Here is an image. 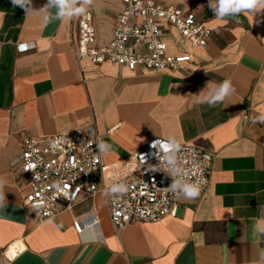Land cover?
<instances>
[{"label":"crops","instance_id":"0c3cea01","mask_svg":"<svg viewBox=\"0 0 264 264\" xmlns=\"http://www.w3.org/2000/svg\"><path fill=\"white\" fill-rule=\"evenodd\" d=\"M195 8L214 29L204 47H192L172 27L170 54H190L173 70L76 60V21L45 22L0 0V264H256L264 242L252 227L264 218V10L217 21L209 0H158ZM48 0H32L34 10ZM76 6H80L77 4ZM94 44H108L121 0H93ZM57 9L48 12L54 17ZM22 45H27L23 51ZM230 79L229 105L210 107L203 95ZM95 123L112 128L103 155L115 163L154 138L169 136L213 154L207 186L194 200L182 197L175 216L132 222L115 231L102 193L39 221L23 205L27 177L16 172L22 140ZM82 219L76 232L73 221ZM51 221V222H49ZM16 252L9 256L10 246Z\"/></svg>","mask_w":264,"mask_h":264},{"label":"built area","instance_id":"2783aa9c","mask_svg":"<svg viewBox=\"0 0 264 264\" xmlns=\"http://www.w3.org/2000/svg\"><path fill=\"white\" fill-rule=\"evenodd\" d=\"M121 2L123 8L115 17L112 37L105 46L94 44L90 11L75 18L76 37L71 39V46L76 60L87 59L94 64L108 62L130 70L138 66L173 70L191 56L168 53L164 40L167 27H172L192 47L206 46L215 31L206 25L204 16L195 8L158 0ZM111 131L112 128L100 133L95 123H91L49 136L23 138L16 172L27 177L28 191L23 205L32 209L34 204L42 202L38 212L33 210L39 221L55 216L60 210L58 206L68 209L80 198L97 193L106 198L108 215L116 232L132 222H155L176 215L183 194L177 190L178 198L167 190L174 178L163 170L164 153L150 147L158 138L151 139L142 149L119 162L105 163L97 144L104 142ZM181 146L177 155L184 161L181 166L189 172V177L184 179L198 181L202 194L208 183L213 154L194 146ZM141 155L146 157V163H141ZM151 166L162 170L148 171ZM116 170L122 175L113 180L111 174ZM121 180L129 185V191L123 196L108 193L109 184ZM73 227L81 233L82 219L76 217Z\"/></svg>","mask_w":264,"mask_h":264},{"label":"clouds","instance_id":"9594fccd","mask_svg":"<svg viewBox=\"0 0 264 264\" xmlns=\"http://www.w3.org/2000/svg\"><path fill=\"white\" fill-rule=\"evenodd\" d=\"M12 5L15 7L23 8L25 13L39 11L45 13V22H51L53 19L71 20L73 17H78L85 14L88 10L85 6L93 5V0H48V4L44 5L39 10H34L32 7V0H11ZM80 4V6H76ZM55 7L57 9L55 16L53 17L48 9ZM208 7L212 9L214 13V19L217 21H224L227 15H231L235 20L244 14H250L255 16L264 10V0H209ZM23 46V47H22ZM20 50L23 51L27 48V45H22ZM236 89L230 79L223 80L219 85L211 89V91L206 92L203 95H198L199 102L205 103L210 107L216 105H223L227 107L231 97L235 94ZM255 122L264 123V114L257 117ZM152 149H159L164 153L162 161L165 165L164 171L168 175L173 176V183L167 189L171 191L178 198L177 190L183 194L182 198L185 200H194L200 196L201 184L198 181H193L189 177V172L185 171L181 166L184 161L181 160L177 153L180 152L182 146L181 143L176 139L175 136H169L166 140L156 139L150 145ZM97 149L103 153L107 154L112 150V145L101 142L97 144ZM195 156V153H193ZM141 163H146V157L141 155ZM118 167V166H117ZM148 171H159V166H151ZM113 180H118L122 173L119 170L112 172ZM180 177L177 179L176 177ZM5 182L0 179V208L4 207L6 203L5 197ZM129 191V185L121 180L119 183H110L108 187V193L120 194L123 196ZM42 206V202L34 204L31 210L39 211ZM264 210V205L260 206ZM51 222V221H49ZM252 236L257 244L264 242V218H258L256 223L252 227ZM256 264H264V250H261L258 256Z\"/></svg>","mask_w":264,"mask_h":264},{"label":"bare ground","instance_id":"6f19581e","mask_svg":"<svg viewBox=\"0 0 264 264\" xmlns=\"http://www.w3.org/2000/svg\"><path fill=\"white\" fill-rule=\"evenodd\" d=\"M15 251H16L15 250V246L13 245V246L9 247L7 253H8L9 256H11L12 254H14Z\"/></svg>","mask_w":264,"mask_h":264},{"label":"water","instance_id":"95a60500","mask_svg":"<svg viewBox=\"0 0 264 264\" xmlns=\"http://www.w3.org/2000/svg\"><path fill=\"white\" fill-rule=\"evenodd\" d=\"M227 16L231 17V16H230V14H229V15H227Z\"/></svg>","mask_w":264,"mask_h":264},{"label":"snow or ice","instance_id":"6c2138e0","mask_svg":"<svg viewBox=\"0 0 264 264\" xmlns=\"http://www.w3.org/2000/svg\"><path fill=\"white\" fill-rule=\"evenodd\" d=\"M23 47V46H22Z\"/></svg>","mask_w":264,"mask_h":264}]
</instances>
